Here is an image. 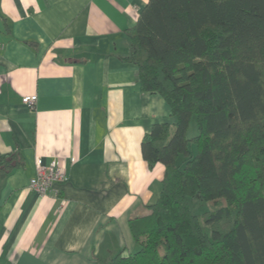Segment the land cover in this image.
Segmentation results:
<instances>
[{"label": "crops", "instance_id": "1", "mask_svg": "<svg viewBox=\"0 0 264 264\" xmlns=\"http://www.w3.org/2000/svg\"><path fill=\"white\" fill-rule=\"evenodd\" d=\"M147 1L0 0V155L24 161L0 183V264H109L136 250L129 222L164 173L141 142L173 122L121 61ZM36 159L60 161L67 181L31 190Z\"/></svg>", "mask_w": 264, "mask_h": 264}, {"label": "trees", "instance_id": "2", "mask_svg": "<svg viewBox=\"0 0 264 264\" xmlns=\"http://www.w3.org/2000/svg\"><path fill=\"white\" fill-rule=\"evenodd\" d=\"M125 34L121 61L173 122L142 139L161 189L129 222L136 250L109 264H264V0H148ZM23 163L0 155V183Z\"/></svg>", "mask_w": 264, "mask_h": 264}, {"label": "built area", "instance_id": "3", "mask_svg": "<svg viewBox=\"0 0 264 264\" xmlns=\"http://www.w3.org/2000/svg\"><path fill=\"white\" fill-rule=\"evenodd\" d=\"M35 100L36 96H27L22 99V103L32 108ZM34 166L35 175L29 180L28 186L41 196L52 192L56 184L67 181V173L60 161L43 164L41 160L36 159Z\"/></svg>", "mask_w": 264, "mask_h": 264}, {"label": "rangeland", "instance_id": "4", "mask_svg": "<svg viewBox=\"0 0 264 264\" xmlns=\"http://www.w3.org/2000/svg\"><path fill=\"white\" fill-rule=\"evenodd\" d=\"M197 133L195 119L194 117L191 120L189 131H188V138L195 136ZM189 208L190 212L195 215H200L209 209V204L204 201H200L198 196H194L193 198L189 199Z\"/></svg>", "mask_w": 264, "mask_h": 264}]
</instances>
